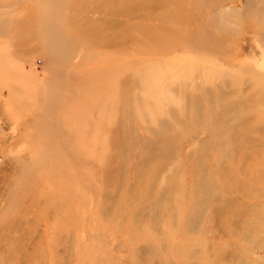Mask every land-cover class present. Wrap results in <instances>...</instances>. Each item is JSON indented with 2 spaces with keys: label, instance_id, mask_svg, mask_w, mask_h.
<instances>
[{
  "label": "rangeland",
  "instance_id": "rangeland-1",
  "mask_svg": "<svg viewBox=\"0 0 264 264\" xmlns=\"http://www.w3.org/2000/svg\"><path fill=\"white\" fill-rule=\"evenodd\" d=\"M263 154L264 0H0V264H264Z\"/></svg>",
  "mask_w": 264,
  "mask_h": 264
},
{
  "label": "bare ground",
  "instance_id": "bare-ground-1",
  "mask_svg": "<svg viewBox=\"0 0 264 264\" xmlns=\"http://www.w3.org/2000/svg\"><path fill=\"white\" fill-rule=\"evenodd\" d=\"M84 1V0H83ZM85 3V2H84ZM84 31H85V29L84 28H80V27H78L77 25L75 26V29H72V30H70V32H69V35L71 36V35H74V33L76 34L75 36H77V34H82V36L84 35ZM167 34V33H166ZM155 35V34H154ZM73 38V37H72ZM153 38H154V36H153ZM162 38H165V37H162ZM88 40H90V37L88 36ZM87 40V41H88ZM153 40V39H152ZM154 41H155V39H154ZM119 80V79H118ZM118 83V82H117ZM124 84H126V83H124ZM119 86V85H118ZM128 87H130L129 85H128ZM122 91H123V88L121 89ZM124 94V93H123ZM122 95V94H121ZM123 97V96H122ZM126 98V97H125ZM119 102H122V100L120 99V101ZM124 102H125V100H124ZM123 102V103H124ZM212 102H210V107H211V105L213 106V104H211ZM130 105V104H129ZM131 106V105H130ZM206 106H208V105H206ZM205 106V107H206ZM195 107V106H194ZM208 108V107H207ZM206 108V109H207ZM194 109V108H193ZM196 109V108H195ZM204 109V108H203ZM202 109V112L204 111ZM210 110V109H209ZM213 110V109H212ZM212 110H211V112H212ZM130 111L132 112V110H129V107L127 106V105H125V113H124V115H126V116H128V113H130ZM198 112H196V110L195 111H193L191 114H192V116H191V118H190V120L189 121H191L193 124L195 123V122H197V120H198V114H197ZM205 113V112H204ZM206 113H208V112H206ZM221 113V112H220ZM197 114V115H196ZM208 114H210V112L208 113ZM207 114V115H208ZM204 115L205 114H203V117H204ZM210 116V115H209ZM209 116H207V120L209 119L208 117ZM214 116V115H213ZM129 118V117H128ZM205 119V118H204ZM204 119L202 118V120H203V122L202 123H200V124H202V127H205V128H209V127H213V129H215V124L214 123H212V119H211V121H209L210 123L209 124H207L206 123V121H204ZM201 122V121H200ZM167 133V132H166ZM216 133V132H215ZM168 134V133H167ZM166 136H168V135H166ZM173 137V136H172ZM170 139V138H169ZM239 151V150H238ZM224 153V152H223ZM264 154L261 156V162L260 163H258V167H257V173H259V176H258V178H259V180L261 181H263L264 182ZM195 205V204H194ZM196 206V205H195ZM183 246V245H182ZM184 247V246H183Z\"/></svg>",
  "mask_w": 264,
  "mask_h": 264
}]
</instances>
